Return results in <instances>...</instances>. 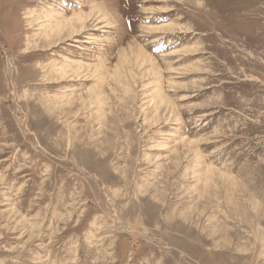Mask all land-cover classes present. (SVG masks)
Returning <instances> with one entry per match:
<instances>
[{"label":"rangeland","instance_id":"rangeland-1","mask_svg":"<svg viewBox=\"0 0 264 264\" xmlns=\"http://www.w3.org/2000/svg\"><path fill=\"white\" fill-rule=\"evenodd\" d=\"M0 264H264V0H0Z\"/></svg>","mask_w":264,"mask_h":264},{"label":"bare ground","instance_id":"bare-ground-1","mask_svg":"<svg viewBox=\"0 0 264 264\" xmlns=\"http://www.w3.org/2000/svg\"><path fill=\"white\" fill-rule=\"evenodd\" d=\"M89 19L90 18L88 15L86 16L84 15V17H78L77 19H74V20L66 19L65 21H61V22L56 21V24L52 25L51 28L47 30L48 36L45 38L44 41L41 42L42 45H53L58 42L60 43V41L70 38L74 34H78V31L80 32L83 29H85V26L88 23Z\"/></svg>","mask_w":264,"mask_h":264}]
</instances>
